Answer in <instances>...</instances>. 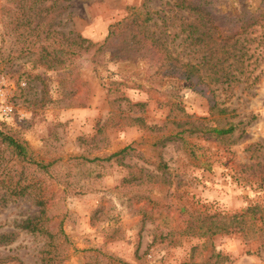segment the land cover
Listing matches in <instances>:
<instances>
[{"label": "rangeland", "instance_id": "obj_1", "mask_svg": "<svg viewBox=\"0 0 264 264\" xmlns=\"http://www.w3.org/2000/svg\"><path fill=\"white\" fill-rule=\"evenodd\" d=\"M142 2L75 0L59 15L57 30L70 29L100 45L108 27ZM259 3L222 0L220 9L231 16L240 9L253 11ZM173 4L174 0H147V29L188 60L194 55L179 29L190 17ZM263 28L253 34L256 41L248 60L258 80L240 77L230 91L218 92L226 113L212 116L204 95L184 88L174 94L176 81L160 78L155 60L119 59L125 28H116L100 65L90 55H81L73 63L48 68L38 63L40 54L32 48L37 39L26 33L19 39L0 21V89L4 103L12 107L11 119L0 120V129L24 141L36 160L52 162L49 174L42 176L48 200L42 218L49 219L53 264H193L205 261L211 247L226 258L224 264H264L263 240L253 229L256 222L249 219L242 232L232 230L209 241L183 233L193 212L231 215L255 205L264 212ZM108 82L119 83L116 96L143 104L142 118L149 126L204 119L207 127L232 124L235 130L221 139L191 135L160 146L161 133L127 126L125 117L140 111L127 110L121 103L120 110L110 112ZM169 103L180 110L167 116ZM124 147L129 150L122 163L130 171L112 160L89 161ZM3 155L7 171L19 172L20 165L7 151ZM137 169L147 177L137 179ZM128 176L131 180L123 183ZM1 196L0 234L8 237L0 245V259L10 260L6 264H38L44 238L17 227L38 215V208L4 191Z\"/></svg>", "mask_w": 264, "mask_h": 264}, {"label": "trees", "instance_id": "obj_2", "mask_svg": "<svg viewBox=\"0 0 264 264\" xmlns=\"http://www.w3.org/2000/svg\"><path fill=\"white\" fill-rule=\"evenodd\" d=\"M75 0H0V21L5 29L17 32V38L24 34L32 36L38 42L32 48L40 54L38 63L48 68L64 66L73 63L81 55H90L91 61L100 65L101 59L107 55L116 36V28H125L124 52L119 56L120 60H133L135 58L146 59L149 62L155 60L159 63L160 78L176 81L177 92L180 88L189 89L197 94L204 95L207 102L209 115L223 116L226 108L219 101L218 92H228L234 83L251 78L254 82L258 76H252L255 65L249 68L248 60L253 53L251 45L256 41L253 34L264 27V0L253 10L240 9L236 14L229 15L220 9L222 0H174L173 6L184 10L190 20L182 24L179 33L185 35L183 42L188 39L186 47L190 49L194 58L183 60L177 56L168 46L160 42V39L147 29V23L151 19V12L146 8L147 0L133 9L120 22L110 25L102 44L97 45L82 38L79 34L67 29L65 32L57 30L59 15ZM90 1V0H79ZM264 29V28H263ZM19 31V32H18ZM22 31V32H20ZM258 45H256L257 47ZM62 55V57H59ZM126 55V56H125ZM99 58V59H98ZM254 63V62H253ZM93 71H97L96 66ZM119 83L108 82L105 88V97L110 112L121 109V103L127 110L140 111L136 116L127 115V126L137 127L152 134L161 133L158 139L159 145L181 142L183 136L199 135L205 138L221 139L232 134L234 125L226 124V127H207L202 122L204 119H184L164 121L160 126H149L142 118L141 103H129L122 97L116 96ZM114 86V87H112ZM169 116L174 109H179L178 104L169 103ZM171 124V125H169ZM4 128V127H2ZM0 192L4 191L7 197L20 198L29 201L38 208V215L27 218L17 225L19 229L28 234H36L44 238L43 245L38 251V264H53V253L50 252V232L46 228L49 219L42 218L44 208L48 200L43 194L45 183L43 175H48L52 162H43L35 159L33 152L27 144L19 139L9 129H0ZM124 147L104 158H92L90 162L114 161L117 165L130 167L122 163L125 152ZM9 159L20 165V171L14 173L7 171L4 166V152ZM3 163V164H2ZM25 174V176H23ZM137 179H141L140 169L136 172ZM129 176L122 180L129 182ZM13 182V186L10 183ZM142 183L138 182V185ZM3 196L0 201L3 202ZM246 219L256 222L253 229L263 240L264 245V212L258 206L247 207L240 213L204 214L193 212L186 220L184 234L205 238L228 234L232 230L242 232ZM258 224V225H257ZM58 233L60 222L57 225ZM7 235L0 234V245L5 243ZM247 239V238H246ZM254 239V236L251 237ZM194 250V249H192ZM225 257L214 252L211 247L208 257L203 262L193 264H224ZM10 260L0 259V264H6ZM16 264H22L16 262Z\"/></svg>", "mask_w": 264, "mask_h": 264}, {"label": "built area", "instance_id": "obj_3", "mask_svg": "<svg viewBox=\"0 0 264 264\" xmlns=\"http://www.w3.org/2000/svg\"><path fill=\"white\" fill-rule=\"evenodd\" d=\"M12 117V107L4 103L3 93L0 89V120L6 122Z\"/></svg>", "mask_w": 264, "mask_h": 264}]
</instances>
